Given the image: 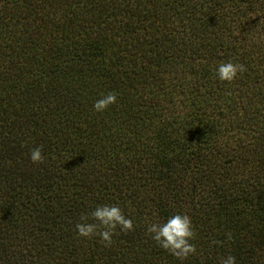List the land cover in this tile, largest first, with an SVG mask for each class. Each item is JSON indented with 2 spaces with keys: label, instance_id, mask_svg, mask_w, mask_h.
Wrapping results in <instances>:
<instances>
[{
  "label": "trees",
  "instance_id": "obj_1",
  "mask_svg": "<svg viewBox=\"0 0 264 264\" xmlns=\"http://www.w3.org/2000/svg\"><path fill=\"white\" fill-rule=\"evenodd\" d=\"M229 59L246 70L218 81ZM111 204L131 231L76 233ZM174 213L183 261L145 230ZM228 255L264 264V0H0V264Z\"/></svg>",
  "mask_w": 264,
  "mask_h": 264
},
{
  "label": "clouds",
  "instance_id": "obj_2",
  "mask_svg": "<svg viewBox=\"0 0 264 264\" xmlns=\"http://www.w3.org/2000/svg\"><path fill=\"white\" fill-rule=\"evenodd\" d=\"M245 70V65L229 59L218 63L214 72L218 81L231 82ZM115 102L116 94L109 91L93 102L92 109L95 112H103ZM29 159L33 163L43 161L44 157L40 146L30 151ZM89 216L92 222H89ZM117 227L121 232L131 231L133 221L115 204L99 205L90 214L81 215L79 222L75 224V230L79 236L85 238L98 236L106 245L111 244L114 230ZM145 230L160 248L179 261L187 259L196 251L195 244L191 243L194 238V229L187 214L174 213L163 222L147 224ZM226 238L231 239V235L227 234ZM219 264H236V258L233 255H228L221 259Z\"/></svg>",
  "mask_w": 264,
  "mask_h": 264
}]
</instances>
